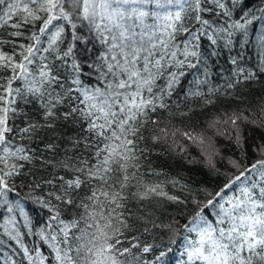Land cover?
<instances>
[{
	"label": "snow or ice",
	"instance_id": "snow-or-ice-1",
	"mask_svg": "<svg viewBox=\"0 0 264 264\" xmlns=\"http://www.w3.org/2000/svg\"><path fill=\"white\" fill-rule=\"evenodd\" d=\"M249 43L252 68L229 59L236 106L207 125L229 131L231 171L170 194L145 162L182 137L219 172L213 137L173 122L217 103L210 64ZM261 75L264 0H0V264H168L174 246L178 264H264V94L232 95ZM162 201L190 211L159 220Z\"/></svg>",
	"mask_w": 264,
	"mask_h": 264
},
{
	"label": "trees",
	"instance_id": "trees-1",
	"mask_svg": "<svg viewBox=\"0 0 264 264\" xmlns=\"http://www.w3.org/2000/svg\"><path fill=\"white\" fill-rule=\"evenodd\" d=\"M250 3H256L257 0H249ZM5 51H9V47L5 46ZM240 54L244 57L240 61V66L246 68H252L256 63L254 56V49L251 43L246 47L240 48L237 46L229 54L227 50L221 55L214 63L210 64L211 69V81L210 86L218 88L219 98L217 103L212 106L209 105L206 108L201 107L200 104L189 105L195 108V112L190 114L183 120H176L173 123L182 130H191L194 133H203L206 136H212L216 144V147L220 150L221 157L218 158L217 168L219 172L210 170L204 163V157L201 153V149L193 144L191 141H187L182 137H178V143L185 147V151L181 152L178 148L173 151L167 144H161L156 146L148 157V161L145 162V167L150 166L151 168L162 171L163 175L160 177H150L151 180L155 181L159 179L162 183H165V190L170 194H181V188L178 185L173 186L167 181L177 180L180 184L188 185L191 189L196 190L197 188H208L214 189L222 185L226 175L231 171V166L228 164V159L234 156L236 149L229 139V131L221 128L224 131V135L218 134L215 129H208V122L218 114L220 111L229 110L230 107H235V103L225 96L228 91L226 85L230 82L231 70L233 66L229 63L231 56H237ZM186 82L184 87H188ZM206 91V89H201ZM264 94V75H261L259 79H253L251 81L242 83L232 92V95L241 97L244 105L251 106L257 101V98ZM214 99L216 97H213ZM173 101H177L183 105V93L174 95L171 98ZM186 110V109H185ZM254 138H259L261 133H250ZM249 143H252L250 140ZM159 153V154H158ZM249 156H252L251 149H249ZM143 170V169H142ZM25 192L21 195L23 196ZM187 194L186 190L185 193ZM199 198H203L202 196ZM26 211L32 217L34 231H38L47 219L48 212L45 209H41L31 201L26 202ZM190 211L189 208L183 206L172 205L167 201L160 202V211L156 213L159 220L167 222L173 217H178L180 214H187ZM2 212V210H0ZM159 220L157 222H159ZM183 222V221H181ZM29 241H37L38 237H29ZM27 242V241H26ZM181 248L174 246L173 252L169 254L168 264H178L182 259Z\"/></svg>",
	"mask_w": 264,
	"mask_h": 264
}]
</instances>
